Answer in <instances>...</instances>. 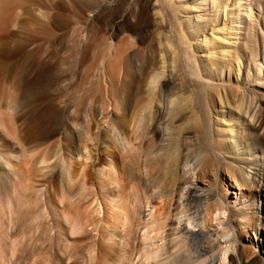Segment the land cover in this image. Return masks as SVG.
Segmentation results:
<instances>
[{
    "label": "rangeland",
    "instance_id": "rangeland-1",
    "mask_svg": "<svg viewBox=\"0 0 264 264\" xmlns=\"http://www.w3.org/2000/svg\"><path fill=\"white\" fill-rule=\"evenodd\" d=\"M200 1L201 4H198ZM50 2H56L58 5L59 16L57 28H55L57 32L49 28L36 11L29 10V8L36 7L42 12H47ZM97 4V0H18L16 9L18 11L23 8V13H18L17 18L12 15L14 24L5 30L6 33L3 32V35L0 32V45L2 46L0 47V100L9 98V94L11 95L10 91L14 88L11 90L8 82H12L13 79L23 80L25 89L32 92V94L30 92L31 97H28L30 99L27 100V103L30 101L28 108L22 111L24 115L20 113L22 114L21 122L15 124L13 119L11 120L10 112L0 108V122L4 124L0 126V129L2 127L0 140L7 143L4 141L6 139L9 145L17 143L16 125L21 124L23 119L29 127L31 126V133H28V145L32 143L30 146H34L38 134L36 129L41 132V135L40 133L37 135L40 137H37L38 142L35 144L40 145L36 147V150L34 149L35 151L23 153L22 148L15 144L13 149L11 147V150L4 152L20 176L17 177L18 182L16 181L14 186L0 183V264H93V262L102 264L99 261L100 257L97 256L98 260H94L88 255L90 253L87 248L89 245L86 247L87 236L84 238L75 232H66L69 230L63 217H58L57 223L58 225L61 223L60 226L64 225L66 231L59 226V236L52 238L49 233L48 237L41 235V237L45 236L42 237L43 240L39 237L42 230V227L39 229L41 224L39 221H43H41L39 211L41 210L43 216L41 205L45 206V202L41 201H45L46 195L50 196V201L54 200L58 191H62L59 190L62 189V184L59 178H54L51 184V181L48 183L52 180L48 171L58 163L56 158L54 160V156L58 138H60V135L55 133L59 116L52 105H46L49 98L47 90L38 89L40 85L37 84V80L43 76V68L38 70V75L30 76L29 64L33 66L32 59L36 53H42L44 62L54 64L55 77L59 80L64 99L71 104L74 103L72 100L76 101L87 91L86 89L82 93L76 92L71 89L72 84L79 88L91 82L95 69L98 68L101 57L106 51L104 47L106 48L108 40L115 45L121 43L123 54L120 66L123 76L119 85L122 96L125 100L129 98L132 101L142 97L150 98L153 108L149 107L147 110L146 137L141 143H135L134 154L132 151L120 155L117 151L111 149L112 152L107 148V152L113 154L110 158L115 162L116 173L114 172V175L116 176L130 169L135 170L137 176L148 180L152 190L153 188L160 189L157 181L164 179L162 167L154 165L152 163L154 159L151 155L148 157L147 153L153 149L152 155H155L166 136H162L159 132L155 133V129L157 127L165 129L167 125L169 127V124H172L180 130L181 138L185 135L189 137L185 148L189 147L188 149L192 150L198 143L192 137L196 124H187L179 117L170 123L166 114L167 110L164 114L167 118L164 119L163 116L162 119H156L153 114L154 106L158 104L165 109L170 106V100H172V103H181L182 109H189L193 106V99L197 96L203 97L206 104H211L215 111L219 109V99L228 102L236 110L234 115L224 114L226 120H230L229 125L234 128L232 134H235L241 145L250 150L251 155L264 158V0H151L149 15H146V11L140 12L139 9L137 18H132L135 7L129 1H124L120 10L115 14L97 19L102 16L99 13L86 23V15L94 12ZM148 16L150 17L149 22H147ZM15 23L19 27L17 25L15 27ZM11 32H15L14 36ZM143 32L148 34L145 39L142 37ZM87 87H91V84ZM93 89H97V84L93 85L90 90ZM13 94L15 93H12V98ZM211 99H214V103ZM40 104L42 107L38 106ZM96 112L97 107L92 104L88 118H93ZM213 114L210 112V115ZM113 117L129 120L131 111L118 110ZM73 120L84 125L87 130L85 133H88L85 136L86 139L84 138L83 143L85 144L82 143L83 156L86 157H84V163H89L94 159L92 161L94 163L91 162V164L98 165L99 163L100 166L105 164L107 159L111 160L105 153L95 154L101 137L91 124V120L85 121L77 118ZM32 129L35 135L31 136ZM5 133H8V136ZM30 137L34 138L35 142H31ZM151 141L156 144L153 148L149 147ZM110 146L113 144L110 143ZM43 156L52 164L47 169L48 171L43 172L47 175L49 173V177L46 174L47 177L42 174L38 175L39 173H35L34 170L33 173L31 169L34 166L30 169L32 163L41 160ZM88 156L89 159H87ZM64 157H69V153L65 152ZM53 160L55 163L52 162ZM187 164V166L184 165L185 169H189L191 163ZM74 168L76 169L73 175L75 185H72L74 190L72 193L79 192L80 185L86 183V188L89 186L86 196L91 194L89 192L95 195L99 188L97 180L95 179L94 182L93 179L89 181L88 176L89 179L85 178L86 173L82 174L81 165L75 164ZM41 175L43 178L40 177ZM187 176L191 181L193 178L191 173ZM45 180L48 184L42 182ZM41 186H46L48 190ZM262 191L264 194V189ZM239 193L240 191L230 188L226 205H233L234 201L241 204L244 198ZM73 194L72 196L76 199L78 193L77 196ZM91 196L96 197L102 204L105 203L102 197ZM6 198L11 203L10 211L8 206L6 208V200H4ZM79 199L78 202L85 201L84 198H82L83 201ZM259 199L261 197L256 196L254 212L264 217V208L261 211L258 210ZM56 200L57 198L50 204L54 205ZM61 233H64V236ZM38 237L44 241V247L48 249L50 247V245L46 246L50 244L48 241L55 243L56 245L51 247L54 252L50 249V251L48 249L47 252L44 251L46 248L41 247L43 242L41 244ZM55 238L60 240L57 241ZM39 249L42 250L40 253ZM260 255L264 256V250L260 251ZM91 260L93 261L90 262Z\"/></svg>",
    "mask_w": 264,
    "mask_h": 264
},
{
    "label": "bare ground",
    "instance_id": "bare-ground-1",
    "mask_svg": "<svg viewBox=\"0 0 264 264\" xmlns=\"http://www.w3.org/2000/svg\"><path fill=\"white\" fill-rule=\"evenodd\" d=\"M17 1L0 0V32L2 35L8 27L14 24L12 15L18 16V13H23V8L18 10L20 12L17 11ZM124 1H129L135 7L132 18L138 17L137 10L139 9L140 12L146 11V15H149L151 0H97V9L86 15V23L99 13L102 16L97 19L115 14L120 10ZM198 4H201V1ZM57 6L56 2H50L47 12H42L36 7L29 8V10L36 11L49 28L55 29L59 16ZM149 21L150 17L148 16L147 22ZM16 25L18 26L17 23H15V27ZM55 32H57L56 29ZM11 33L14 36L15 32ZM50 33L52 34L51 30ZM147 35L144 33L142 37L145 39ZM106 44L107 46L104 45L106 51L101 57L98 68L95 69L91 82L83 84L79 88L72 84L71 89L76 92L82 93L86 89L87 91L76 101L72 100L74 103L71 104L64 99L59 80L55 77L54 64L44 62L42 53L33 55V66L29 64L30 76L38 75V70L43 68V76L38 78V82L36 81L40 85L38 89L47 90L49 98L46 105H52L59 116L56 121L55 133L59 134L60 138H58L54 156V160L56 158L58 163L55 164L57 168L55 165V168L51 166L57 171L49 169L52 164L44 156L30 166V169L34 166L31 170L39 173L38 175H45L46 173L43 174L44 170L48 171L47 169H49L48 172L51 174L50 179L52 180H49L48 183L51 181V184L54 178H59L62 184V189H59L62 191H58L60 194L57 192L59 196L56 193L54 200L50 201V196L46 195L45 201H41L45 202V204L42 203L45 206L41 205L43 216L41 210L39 211L41 221H43L40 222V219H37L41 223L39 229L42 227L40 235L38 234L39 237L41 239L45 237H41V235L48 237L49 233L52 238L56 235L59 236L58 227L61 223L58 225L57 218L63 217L69 231L64 229L66 228L64 225H61L62 229L67 233L75 232L80 237L87 236L88 242L86 239L85 241L87 242L86 247L89 245L87 248L90 254L88 255L94 260L100 257L99 261L102 264H264V256L260 255V251L264 250V217L254 212L256 196L261 197L258 210L261 211L264 208L262 191L264 189V158L251 155L250 150L241 145L235 134H232L234 128L229 125L230 120H226L225 115H234L236 110L223 99H219L220 106L216 111L213 110L211 104H206L201 96L193 99V106L189 109H182L181 103H172V100H170V106L165 109L155 104L153 114L156 119H162L163 116L164 119L169 117L168 120L171 123L176 117H179L184 119L187 124H196L192 137L198 143L192 150H189V147L185 148L186 140L189 137L185 135L181 138L180 130L172 124H169V127L167 125L165 129L161 127L155 129V133L159 132L162 136H166L164 143L160 145L155 155H152L153 149L151 151L150 148L156 144L153 141L149 142L150 151L147 153L148 157L151 155L154 159L152 162L154 165L162 167L164 179L157 181L160 189L153 188L152 190L148 180L137 176L134 169V171L130 169V171L123 172L121 175H114L116 166L114 160L110 158L113 155L111 153L117 151L120 155H124L133 151L132 154H134L135 143H141L146 137L147 110L153 106L150 98L142 97L134 101L123 98L119 85L123 76L120 66L123 54L121 43L115 45L108 40ZM0 47L2 46L0 45ZM9 83V87L11 90L14 88V92L8 89L11 95L9 94L7 99L0 100V108L8 110L12 117L11 120L13 119L16 124L21 122V116L24 115L22 111L27 109L30 104V101L27 103V100L30 99L28 97L31 91L25 89L23 80L13 79ZM90 84L91 87H87ZM96 84L97 89L90 90ZM12 93H15L13 98ZM211 101L214 103V99ZM168 103L169 101L167 105ZM92 104L97 107V112L93 114V118L89 119L88 113ZM38 106L42 107L41 104ZM118 110L121 112L131 111V118L129 120L115 119L113 115ZM165 112L167 117L164 115ZM210 112L214 114L210 115ZM76 118L85 121L91 120V124L101 137L95 154L105 153L111 160L107 159L105 164L100 166L99 163L98 165L91 164L94 159L89 162L90 164L84 163L86 157L83 156L82 143L88 133H85L87 130L84 125L73 120ZM1 125L4 126L0 122ZM16 127L15 131L18 133L15 134L18 136H16L18 141L15 144L22 148L23 153L36 150L40 144H35L38 142L37 137H40L41 132L36 129L40 135L37 136L36 133V142L34 138L30 137L34 140L30 139L31 142H35L34 146H30L32 143L28 145V133H31V126L29 127L23 119L22 123ZM33 129L31 136L35 135ZM4 141L7 143L0 140V183L14 186L20 175L18 176V172L13 168L10 159L5 156L4 152L11 150V147L13 149L15 144L9 145L6 139ZM110 143L113 146H110ZM107 148L113 149V151L108 153ZM65 152L69 153V157H64ZM54 160L53 163H55ZM187 163H191L190 167L188 166L189 169L184 167V165H188ZM75 164L83 167V172H81L83 175L86 173L85 178L89 177V181L97 180L99 188L97 193H95V189V195L88 190L91 194L86 196L89 186L86 188V183H83L79 187V192L74 193L75 196L78 193V197L75 199L72 196V185L75 181L73 175L76 172ZM49 173L46 174L48 177ZM188 173L193 176L191 181L188 180ZM42 182L47 183L46 180ZM58 185L60 186V183ZM92 187L94 188V186ZM42 188L47 189L46 186ZM230 188L240 191L239 194L244 198L241 204L234 201L233 205H226L227 193ZM242 191L244 193H241ZM91 195L102 197L105 203L102 204ZM79 198H84L85 201L82 199V203L78 202ZM4 200H6V208L8 206L9 210L11 203L7 201V198ZM50 202H52V206ZM238 205L240 206L238 207ZM64 219H62L63 222ZM2 226L4 229V225ZM64 233H61L62 236ZM39 237L38 239H40ZM41 239L38 241L41 244L43 242L44 245L42 244L41 247L43 246L45 249V243ZM48 243L50 244L46 246L50 245L49 249L53 251L51 247L55 243L52 244L49 241ZM43 248L42 250H44ZM47 249L44 251L47 252ZM49 249L48 251H50ZM39 250L40 253L42 250ZM46 252L45 255H47ZM93 264L95 263L93 262Z\"/></svg>",
    "mask_w": 264,
    "mask_h": 264
}]
</instances>
